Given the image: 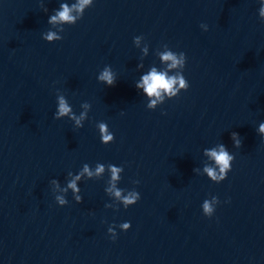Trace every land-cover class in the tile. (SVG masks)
<instances>
[{"label": "water", "instance_id": "1", "mask_svg": "<svg viewBox=\"0 0 264 264\" xmlns=\"http://www.w3.org/2000/svg\"><path fill=\"white\" fill-rule=\"evenodd\" d=\"M76 2L0 0V264H264L262 0H93L49 23ZM167 51L185 65L169 69ZM153 68L188 90L150 109L136 85ZM61 96L72 113L56 119ZM220 144L234 160L216 183L205 150ZM113 183L141 199L125 208Z\"/></svg>", "mask_w": 264, "mask_h": 264}, {"label": "clouds", "instance_id": "2", "mask_svg": "<svg viewBox=\"0 0 264 264\" xmlns=\"http://www.w3.org/2000/svg\"><path fill=\"white\" fill-rule=\"evenodd\" d=\"M93 3V0H77L75 4H72L69 6L68 3H64L61 5V9L56 12L55 15H52L50 17L49 23L51 24H57V23H68V24H75L77 17L74 16L72 13L73 11H77L83 16L84 9L86 6H89ZM259 16L262 20H264V0H262L261 7L259 8ZM205 29V31L208 30V26L206 24L201 25ZM45 40L51 42V41H57L61 40L62 37L58 36L56 32L49 31L46 33L43 37ZM139 37H136L137 42H139ZM161 58L165 62H171L168 67L176 68L178 66H184L186 62V54L183 52H180L179 54H175L172 51H167L161 54ZM99 79L101 81H104L109 86H114V78L110 70H105L103 73L99 76ZM179 84V88L176 87V85ZM137 88H142L144 93L149 97H156L157 99H151L150 103L148 104V107L150 109L155 108L157 104V100L163 101L162 93H167L169 95V98L177 96L180 89H183L184 91H187L189 88V83L187 79L184 77V75H177V76H168L167 72H158L155 68L151 70V72L147 75H144L142 77V83H137ZM72 113V109L69 107V104L66 102L64 97L59 98V105H58V112L56 113V119H59L63 116H68ZM85 113L81 114V118H77L75 115H72L71 118L76 120L77 125H81V119L85 116ZM99 129L102 136V142L104 144H109V142H114V134L112 132L108 131V127L105 123L99 124ZM259 132L264 133V123H261L259 125ZM232 139L235 142L236 147H240L242 145V142L240 140V136L238 133L233 132L232 133ZM206 155H208L212 160L215 161L216 167L212 166H206L205 172L207 173L208 177L211 178L212 181L216 183H220L223 180L227 178L228 173L232 170V163L234 160V156L229 154V151L227 150L226 146L223 144L218 145V148H213L210 150H205ZM218 168V171H217ZM111 169V179L113 182L118 180L119 173L123 170L122 168H117L110 166ZM104 171V166L98 165L96 168V174L99 175ZM87 174L88 176H92V171L88 168L87 165L84 166L83 174ZM80 179V175H77L75 179H73L71 182H69L68 187L73 189L75 192H79V189L77 188L76 181ZM136 183H139V181H136ZM113 189H115L114 194L117 198H122V202L124 204L125 208H128L129 206H132L136 204L140 199V193L137 192H129L127 196H122V192L120 189L115 188V183H113ZM66 191V189H65ZM109 191H112L110 189ZM57 201L60 205H65L68 202L63 197H57ZM80 197L77 196V200H79ZM219 198L213 197L211 201L205 200L202 205L203 212L206 216L211 217L214 212L216 205L219 204ZM124 231H128L131 228L130 222H125L120 225ZM109 232H112L113 229L109 228ZM113 239L116 238V235H112Z\"/></svg>", "mask_w": 264, "mask_h": 264}]
</instances>
